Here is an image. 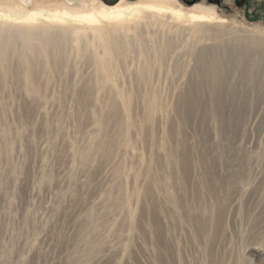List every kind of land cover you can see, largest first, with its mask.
<instances>
[{
    "label": "rangeland",
    "instance_id": "obj_1",
    "mask_svg": "<svg viewBox=\"0 0 264 264\" xmlns=\"http://www.w3.org/2000/svg\"><path fill=\"white\" fill-rule=\"evenodd\" d=\"M141 1L213 10L222 19L212 26L227 35L214 47L249 51L233 40L264 38V0L121 6ZM103 5L0 0V10L40 19ZM21 23L0 44V264H264V50L253 49L261 70L228 71L238 91L224 89L218 118L204 99V112L186 119L178 105L193 85L195 39L162 16L98 25L128 39L126 55L111 58L90 25L71 21L68 35L62 25L46 52ZM168 43L161 61L155 53Z\"/></svg>",
    "mask_w": 264,
    "mask_h": 264
},
{
    "label": "bare ground",
    "instance_id": "obj_2",
    "mask_svg": "<svg viewBox=\"0 0 264 264\" xmlns=\"http://www.w3.org/2000/svg\"><path fill=\"white\" fill-rule=\"evenodd\" d=\"M121 2L122 1L114 6L103 5L101 10H93L92 12H83L76 15L70 14L68 11H55L49 14L41 13V19L38 18L40 15L39 12H32V14H29L31 12H16V10L12 9L13 7L7 6L5 9L0 10V16L2 15V18H6L0 20V44L4 42V33L12 30L11 25L20 28L23 27L21 21L26 20L28 21L30 28L36 32L33 33V35L37 36L39 42L43 44L45 51L48 52L47 47L49 46L50 42L53 43L52 41L56 36V32L60 33L63 29H65L63 34L68 35L71 31L65 24H69V22L73 21L81 25L87 24L91 26L90 29L92 30L91 32L96 42L95 45L101 49L102 55L107 56L108 58H111L113 55L125 56L128 45L127 37L119 33L114 27L106 29L103 27H98V25H101L104 22L121 24L126 22L127 19H138L140 17L159 18L162 16L167 22L165 25L171 23L170 28L177 29L178 31L180 30L182 34H188L190 37L195 39L193 40L195 41L194 44H192L195 46V50L191 53L193 60L196 62V67L192 73L193 81L191 80L193 85H191L192 87L189 91H187V93L181 95L180 103L178 105V109L181 111L179 114H181V117L186 119L192 115V113H189L188 111H195V113L200 111L204 112V109L206 108L204 107V99L212 103L210 106V113L212 116H214V118H218V109L223 104L222 93L224 89L229 88L231 89V92L238 91L237 89L239 85L229 82L228 76L230 73H228V71H230V69L232 70V68L235 66L238 67V69H242V72L244 69L251 70L258 67L260 68L259 61L261 53L258 51L264 50V38L246 37L242 39L236 38L233 40L235 43L249 44V47L252 48L249 51H232L230 47H226L227 45L222 46V41H224L226 32L212 26L213 21L222 19L217 18L215 13L212 14V12H210L213 10L208 9L209 11L205 13L187 15L181 9L167 6H152L147 4V2L142 1L139 4H130L129 6L125 7L121 6ZM62 25H64L63 29H61ZM47 26H50L51 28H48ZM177 34H179V32L176 33V35ZM227 34L229 33L227 32ZM141 35L142 34H140V36H136V41H141ZM177 36L180 37V35ZM211 41L221 42L222 44L221 46L214 47L210 45ZM193 47L190 49H194ZM254 48L258 51L253 50ZM172 49L173 45L168 43L165 45V47L161 48L159 53H155V55L157 58L163 61L166 58L168 51ZM187 53L189 52L187 51ZM143 54L145 58V65L141 68V73L143 76L149 77L152 71V67L150 63H148L150 52L144 51ZM106 62L107 60H105L104 57L99 58V69L103 72L110 71V68ZM251 75L255 78H258V70L253 74L251 73ZM255 81L256 79L254 82ZM254 86H258V83H254ZM226 119L228 120L229 116H226ZM246 239V242L250 240L247 236Z\"/></svg>",
    "mask_w": 264,
    "mask_h": 264
},
{
    "label": "flooded vegetation",
    "instance_id": "obj_3",
    "mask_svg": "<svg viewBox=\"0 0 264 264\" xmlns=\"http://www.w3.org/2000/svg\"><path fill=\"white\" fill-rule=\"evenodd\" d=\"M102 3L103 1H106L108 3H115L116 1H122V0H100ZM198 0H191L190 2L191 3H196ZM236 3H238L239 5H247L248 3V0H235Z\"/></svg>",
    "mask_w": 264,
    "mask_h": 264
},
{
    "label": "water",
    "instance_id": "obj_4",
    "mask_svg": "<svg viewBox=\"0 0 264 264\" xmlns=\"http://www.w3.org/2000/svg\"><path fill=\"white\" fill-rule=\"evenodd\" d=\"M103 3H104L105 5H108V6H114V5L118 4L119 1H116L115 3H108V2H106V1H103Z\"/></svg>",
    "mask_w": 264,
    "mask_h": 264
}]
</instances>
